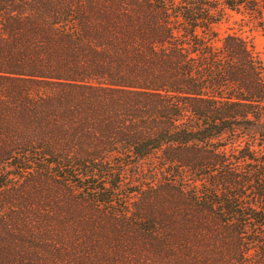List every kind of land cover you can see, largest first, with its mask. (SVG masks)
I'll list each match as a JSON object with an SVG mask.
<instances>
[{"label":"trees","instance_id":"16d2710c","mask_svg":"<svg viewBox=\"0 0 264 264\" xmlns=\"http://www.w3.org/2000/svg\"><path fill=\"white\" fill-rule=\"evenodd\" d=\"M264 0H0V264H264V62L213 30Z\"/></svg>","mask_w":264,"mask_h":264},{"label":"rangeland","instance_id":"374dc122","mask_svg":"<svg viewBox=\"0 0 264 264\" xmlns=\"http://www.w3.org/2000/svg\"><path fill=\"white\" fill-rule=\"evenodd\" d=\"M213 30L217 35L213 41L215 46H220L224 37L235 35L248 44L258 61L264 62V25L257 19L224 9L220 21L214 25Z\"/></svg>","mask_w":264,"mask_h":264}]
</instances>
